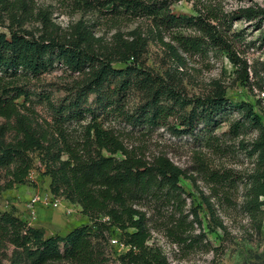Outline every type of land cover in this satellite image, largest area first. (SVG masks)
<instances>
[{
  "label": "trees",
  "instance_id": "obj_1",
  "mask_svg": "<svg viewBox=\"0 0 264 264\" xmlns=\"http://www.w3.org/2000/svg\"><path fill=\"white\" fill-rule=\"evenodd\" d=\"M177 1L180 0H77L86 10L98 9L115 19H149L152 34L173 31L175 44L163 43L174 61L172 72L184 68L189 56L214 53L225 55L237 68L239 79L247 81V62L236 49V42L241 39L238 34H231L230 24L227 29L220 27L216 24L220 23L219 17L209 9L196 8L199 15L195 17L177 16L170 9ZM244 13L249 20L259 16L264 19V10L256 13L248 9ZM2 14H7L19 30L11 28L9 35L0 33V119L5 120L0 125V169L6 170L10 178L0 187V193L29 182L34 167L31 155L38 153L44 174L51 179V194L78 205L89 220V224L76 227L65 236L46 237L14 211L0 213V244L13 247L11 264H105L107 257L98 243L107 241L114 232H118L119 243L126 248L117 257L119 264H169L162 248L152 242L156 231L164 232L181 249L198 246L205 233L194 234L195 224L202 226L198 210L185 211V191L180 185L185 171L163 154L147 160L130 149L117 131L105 127L101 119L117 113V97L134 87L145 94L147 103L135 118L120 115L126 121L159 125L178 107L185 112L183 126L193 133L202 123L207 127L217 124L219 117L232 108L222 83L214 81L213 90L206 97L182 99L174 88L164 84V79L142 69L140 60L148 44L144 32L132 31L127 39L118 33L110 44L104 45L102 38L96 37L82 21L63 32L48 13L39 11L36 20L42 31L36 37L22 29L34 16L28 0H0ZM188 30L193 33H186ZM131 61L133 65H128ZM114 63L127 67L118 70ZM56 64L82 79L76 82L78 88L71 91L67 100L57 106L51 104L58 130L50 133L35 123L18 102L22 97L24 101L30 98L29 91L19 82L39 78ZM91 94L97 95L100 110L88 104ZM168 101L172 106L165 103ZM235 107L240 119L231 130L236 135L241 128L257 131L249 151L255 157V165L246 182L244 206L261 230L264 123L252 106ZM88 118L82 140L73 141L65 135L62 126ZM10 133L13 137L8 141ZM210 175L216 184L222 183L220 174L210 171ZM206 203L216 226L224 229L210 202Z\"/></svg>",
  "mask_w": 264,
  "mask_h": 264
},
{
  "label": "rangeland",
  "instance_id": "obj_2",
  "mask_svg": "<svg viewBox=\"0 0 264 264\" xmlns=\"http://www.w3.org/2000/svg\"><path fill=\"white\" fill-rule=\"evenodd\" d=\"M28 3L34 16L26 21L22 29L36 37L42 31V25L36 20L39 11L48 13L52 22L63 32L82 21L96 37L102 38L104 45L110 44L118 33L127 39V34L132 31L144 32L148 44L140 60L142 69L158 76V79H164V84L174 88L182 99L206 97L213 90L214 81L222 83L232 108L219 117L217 124L207 127L202 123L193 133L183 126L185 112L178 107L159 125L126 121L122 116L128 114L135 118L141 115V108L147 103L145 94L134 87L129 88L122 97H117L114 106L118 107L117 113L111 112L101 121L105 127L117 131L130 149H135L147 160L154 155L163 154L186 173L180 181L185 191V211L189 213L193 208L198 210L202 226L195 224L194 234L205 233V237L199 239L198 246L186 250L174 244L164 232H154L152 242L162 248L169 264H264V223L259 230L244 206L246 182L255 165V157H251L249 151L257 137V131L241 128L236 135L233 128L231 130L232 125L240 119L236 105L252 106L264 123V19L259 16L249 20L244 13L248 9L256 13L264 10V0H180L170 5L172 13L177 16H198L196 8L214 10L220 21L216 24L223 29H227L230 24L231 34H238L241 39L236 42V49L239 56L247 62V81L239 79L237 68L225 55L214 53L189 56L184 68H180L179 72H172L175 69L174 61L163 43H174L173 31L163 30L161 34H152L149 19H115L98 9L86 10L85 5L77 0H28ZM11 28L19 30L7 14L0 15V33L9 35ZM186 33L193 31L188 30ZM132 62L128 65H133ZM114 67L119 70L127 65L114 63ZM81 79V75L71 73L62 64H56L39 78L20 81V86L29 91L30 98L24 101L22 97L18 102L25 106L35 123L50 133H56L58 127L53 117L52 105L57 106L67 100L71 91L77 90L76 82ZM96 101L97 95L91 94L88 104L100 110L102 107ZM165 103L172 106L170 101ZM89 121L90 118L74 122L62 126V129L71 140L79 141L82 140ZM4 123L5 120L0 119V125ZM12 137L13 134H8L7 140L10 141ZM31 156L34 167L29 182L1 191L0 213L14 211L16 216L41 229L46 237L65 236L72 229L89 224L81 208L62 197H57L61 200L59 208L40 204L35 207L36 218H31L29 204L32 197H55L51 194V179L44 174L45 168L39 154ZM210 171L220 174L221 184L213 181ZM9 179L6 170L0 169L1 188ZM206 201L212 205L215 218L222 222L224 229L216 226ZM189 220H192V216ZM99 244L107 257L105 264H119L117 257L124 253V249L119 243L118 232ZM12 253L13 247L0 244V264H11ZM53 264L72 263L63 261Z\"/></svg>",
  "mask_w": 264,
  "mask_h": 264
},
{
  "label": "built area",
  "instance_id": "obj_3",
  "mask_svg": "<svg viewBox=\"0 0 264 264\" xmlns=\"http://www.w3.org/2000/svg\"><path fill=\"white\" fill-rule=\"evenodd\" d=\"M31 174V172H30ZM30 177V176H29ZM61 198V197H59ZM57 197H53L52 195L49 196H40V195H35L34 197L31 198L30 204H29V209H30V215L32 219L36 218V211L35 207L38 205H43L45 207H51V208H59L61 205V200ZM31 225V223H29ZM114 243H117V241H113ZM124 251L126 248L123 246Z\"/></svg>",
  "mask_w": 264,
  "mask_h": 264
},
{
  "label": "crops",
  "instance_id": "obj_4",
  "mask_svg": "<svg viewBox=\"0 0 264 264\" xmlns=\"http://www.w3.org/2000/svg\"><path fill=\"white\" fill-rule=\"evenodd\" d=\"M68 234V233H67Z\"/></svg>",
  "mask_w": 264,
  "mask_h": 264
}]
</instances>
